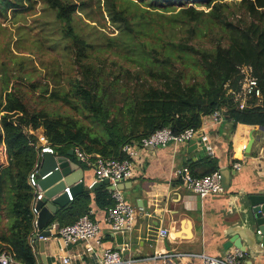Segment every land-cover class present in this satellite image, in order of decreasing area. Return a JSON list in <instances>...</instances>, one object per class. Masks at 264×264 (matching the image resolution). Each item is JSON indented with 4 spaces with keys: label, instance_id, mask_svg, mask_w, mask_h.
<instances>
[{
    "label": "trees",
    "instance_id": "1",
    "mask_svg": "<svg viewBox=\"0 0 264 264\" xmlns=\"http://www.w3.org/2000/svg\"><path fill=\"white\" fill-rule=\"evenodd\" d=\"M88 1L41 0L64 62L57 86L31 83L32 90L5 89L0 97V254L24 264H38L30 244L28 176L38 153L31 132L41 130L57 155L76 160L71 150L124 159L125 145L165 127L175 135L198 129L220 109L236 125L264 128V0H104L115 36L80 26ZM34 8V0H0V16ZM93 16L87 20L97 22ZM243 65L253 67L260 97L240 110L225 85L239 89ZM112 195L106 185L83 191L50 225L74 224L92 203L106 211Z\"/></svg>",
    "mask_w": 264,
    "mask_h": 264
},
{
    "label": "crops",
    "instance_id": "2",
    "mask_svg": "<svg viewBox=\"0 0 264 264\" xmlns=\"http://www.w3.org/2000/svg\"><path fill=\"white\" fill-rule=\"evenodd\" d=\"M206 131L211 150L202 154L197 142L200 138L141 151L135 161L134 178L118 186L124 200L136 209L131 231L113 232L104 222L107 210L101 211L92 203L87 214L101 225L102 247L90 241L65 248L53 231L45 240L46 262L42 260L40 246L36 242L32 246L38 264H63V257L67 256L71 258L70 264H99L103 249L121 251L123 264H160L157 255L164 252L182 255V262L199 264L203 255L223 258L233 251L235 248L225 251L223 245L236 234L245 240L243 264H264V251L255 243L258 227L248 226L243 218L248 197L264 195V163L255 160L264 148V130L236 125L225 118L221 124L208 122ZM252 132L254 143L248 156L245 151ZM237 163L243 164L240 170L234 168ZM79 164L84 171L85 186L94 185L97 180L94 163ZM214 168L217 171L229 168L235 173L224 193L201 198L184 186V174L203 177ZM161 229H168L170 236L161 238ZM91 246L93 249L89 251Z\"/></svg>",
    "mask_w": 264,
    "mask_h": 264
},
{
    "label": "built area",
    "instance_id": "3",
    "mask_svg": "<svg viewBox=\"0 0 264 264\" xmlns=\"http://www.w3.org/2000/svg\"><path fill=\"white\" fill-rule=\"evenodd\" d=\"M240 80L239 89H234L231 86V82L225 85L227 95H230L233 102L238 106L240 110H244L249 106V102L254 97H260L259 81L255 76V72L252 66L243 65L239 67ZM226 118V110L220 109L214 112L212 115L206 116L203 119V124L200 128H190L179 135H175L170 127H165L156 131L149 137L142 138L139 141H133L125 145L122 148V152L125 155L124 159L116 158H103L98 155L90 156L83 152L76 150L74 154L79 162L86 164L94 163L97 170V180H108L110 186L114 188L113 200L114 206L107 209L104 217V222L108 224L111 230L115 233L123 231H131L135 218L136 209L127 203L122 195V192L118 189V186L126 181L132 180L135 175V161L139 158L141 151L149 147L167 146L169 144L180 145L190 142L196 138H200L201 141L207 147V150H211L209 143V135L206 131V124L210 122L212 125L221 124ZM37 134L38 143L40 148L37 153V161L32 171L28 176V183L34 190L35 198L32 202V213L34 215L33 221V233L30 236V244L37 241L44 240V237L40 236L41 231L38 227L39 211L37 210V204L43 199V191L40 187V171L43 166L44 157L46 154L57 155V152L49 142V140L42 133L38 131L31 132ZM257 162L264 163V148L258 154L255 159ZM243 167L242 163H237L234 168L240 170ZM184 186L192 193L206 198L211 195H219L224 193L225 188L223 186V176L220 171H216L210 174H206L203 177H195L189 173L183 176ZM65 193L68 195L69 201H73V196L70 192V188H66ZM51 231H56L60 236L62 244L65 248L79 243L94 241L96 246L102 247L101 225L99 222L92 219L90 214L82 216L74 224L68 226H59L58 224H52ZM257 234L261 235L262 231L258 230ZM159 236L161 238H167L170 236L168 229H161ZM93 246L89 247V251H92ZM182 255L175 253H159L157 258L160 259V264H197L194 262H182ZM246 257V253L239 249L227 253L225 257H212L201 256V262L199 264H243ZM71 258L69 256L63 257V264H70ZM0 264H24L19 262L15 256L8 251H3L0 254ZM99 264H123L121 257V251L113 249H103L102 259Z\"/></svg>",
    "mask_w": 264,
    "mask_h": 264
},
{
    "label": "rangeland",
    "instance_id": "4",
    "mask_svg": "<svg viewBox=\"0 0 264 264\" xmlns=\"http://www.w3.org/2000/svg\"><path fill=\"white\" fill-rule=\"evenodd\" d=\"M34 1L35 8L30 12L14 16L9 11L7 17L0 16V97L2 98L6 94L2 92L5 89L7 92L15 90L16 87H21L25 91L32 90L31 83L47 84L48 89L52 90L57 86L56 81L62 71L60 64L63 65L64 62L59 49L52 44L50 38L52 29L45 26V22L50 21L51 17L45 14L41 0ZM233 2L237 3L238 0L226 1V3ZM88 3L91 7L86 13L94 15L97 22L87 20V14L81 12L80 8L79 17L82 19L80 26L86 28L88 33L93 32V29L85 25L86 22L110 36L117 35L118 31L110 23L104 11V0H93ZM39 132L42 133L41 130H38Z\"/></svg>",
    "mask_w": 264,
    "mask_h": 264
},
{
    "label": "water",
    "instance_id": "5",
    "mask_svg": "<svg viewBox=\"0 0 264 264\" xmlns=\"http://www.w3.org/2000/svg\"><path fill=\"white\" fill-rule=\"evenodd\" d=\"M264 130V128H261ZM200 151L202 154L207 150L205 144L198 139ZM254 143L253 132L250 134V141L246 148V154L250 156L251 149ZM40 144L37 145L38 149ZM153 148V147H152ZM73 150L69 152V155H74ZM79 171L73 178L70 176ZM223 176V186L225 189L230 188L232 176L235 174L229 168L221 169ZM40 187L43 191V199L38 202L37 210L39 211L38 216V227L41 231L44 240L37 241L36 244L40 246L43 262H46L45 245L46 239L52 236V225H50L57 213L70 204L68 195L65 193L66 188H70V192L75 198L83 191H94L96 188L106 185L109 186L112 191L114 188L110 186L108 180L100 181L92 186H85L84 171L80 167L79 160L77 162L71 161L66 156L46 154L44 157L43 166L40 171ZM246 206L243 212V218L247 225L258 227V230L262 231V234L255 235V243L260 246L264 251V195H250L246 201ZM240 234L233 235L223 245L225 251L232 248L239 249L242 252H246V246L243 243ZM248 245H251L247 243Z\"/></svg>",
    "mask_w": 264,
    "mask_h": 264
}]
</instances>
